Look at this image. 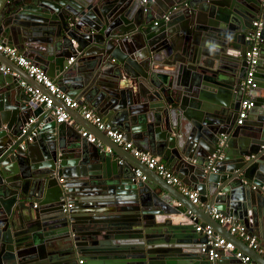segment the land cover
<instances>
[{
    "label": "water",
    "instance_id": "obj_1",
    "mask_svg": "<svg viewBox=\"0 0 264 264\" xmlns=\"http://www.w3.org/2000/svg\"><path fill=\"white\" fill-rule=\"evenodd\" d=\"M149 1L162 10L152 14ZM258 19L256 85L245 92L246 37ZM27 27L45 28V47ZM0 29L2 43L27 40L60 90L84 97L126 139L144 138L199 195L192 202L86 119L95 142L56 122L54 106L75 109L0 52L10 70L0 72V264H210L199 222L264 264L211 216L215 207L264 241V0H0ZM248 92L254 104L237 124Z\"/></svg>",
    "mask_w": 264,
    "mask_h": 264
},
{
    "label": "built area",
    "instance_id": "obj_2",
    "mask_svg": "<svg viewBox=\"0 0 264 264\" xmlns=\"http://www.w3.org/2000/svg\"><path fill=\"white\" fill-rule=\"evenodd\" d=\"M168 16L164 15V19H167ZM262 22L261 20H254L252 22V27L248 33L246 39H249L251 43L246 48L244 52V58L247 64L245 76L241 81V87L245 92L250 88L255 87V78L254 74L259 60L260 55V46H261V35ZM0 52L14 61L17 65L22 67L26 73L33 77L36 82L41 83L45 86L52 94L57 98H60L64 104L72 109L78 110L84 119L93 124L98 130H101L107 135L113 142L117 145L122 146L124 149L128 150L133 156H135L141 163H144L149 169L154 170L159 176H161L168 184H171L177 187L184 195H186L192 202L198 203L199 195L198 193L185 185L181 178L170 168H168L163 162L159 161L155 156L149 152L140 150L135 146L131 140H127L124 137V133L118 129H114L110 124L93 113L85 105L81 104L78 100L71 98L66 95L62 90H60L55 82H53L49 77H47L44 71L39 68L37 65L33 64L22 52H20L15 46H8L3 44L0 41ZM73 60V57L69 58V62ZM0 72L9 73V68L0 62ZM22 86L30 92V94L39 101H44L46 107L52 106V100L44 93L40 92L37 88L32 87L27 84L25 81H21ZM247 90V91H246ZM246 95V94H245ZM254 101L247 96L241 100L240 110L236 120L237 124H241L245 117L247 116L248 110L253 106ZM52 114L55 117L56 122H73L70 114L64 110L61 106H54ZM80 134L85 137L89 142H95L96 137L93 133L87 131L86 129L80 128ZM220 158V157H219ZM137 174L144 178V175L137 170ZM211 216L218 221L221 225H227L229 231L234 234H238L242 240H245L249 247L259 250V244L257 237L253 234L246 233L243 226L238 223H234L230 217L223 215L218 212L215 207L211 209ZM197 232H203L206 236V241L202 244V250L208 247L207 256L210 260V264H216V258L219 255V252L222 250L224 252L233 251L234 244L232 241L227 240L225 237L219 233L214 232V229L206 224L201 225L197 224L195 226ZM234 255L245 264H256L248 254L243 253L240 250H236Z\"/></svg>",
    "mask_w": 264,
    "mask_h": 264
},
{
    "label": "crops",
    "instance_id": "obj_3",
    "mask_svg": "<svg viewBox=\"0 0 264 264\" xmlns=\"http://www.w3.org/2000/svg\"><path fill=\"white\" fill-rule=\"evenodd\" d=\"M142 1H145V0H142ZM148 4V6L150 5V1L147 3ZM150 7V6H149ZM156 8V9H155ZM150 9V12L152 13V14H154V15H156V11H159L160 9L162 10V5H160L159 3L156 5V7H150L149 8ZM169 14H170V12L169 13H165V15H167V16H169ZM163 17H164V15H163ZM165 20H167V19H165ZM16 26H18V28H20V27H22V26H19V25H16ZM2 31V29H0V32ZM24 31H28L29 33H31V34H34V30H30V28H25L24 29ZM35 36H33L34 38H35V40H37L36 42H34V43H32L34 46H38V47H40V48H43V47H45L46 45H45V43H46V41L47 40H49V38H51V35H49L48 33H46L45 32V28H38V30L35 32V34H34ZM0 41H1V37H0ZM2 42V41H1ZM26 43H29L27 40H25V41H22V40H13V39H11V40H8V42L5 44V43H3V44H5V45H8V46H15L20 52H22L27 58H29L31 61H32V63H33V59H31V57H29L28 56V49H27V47H25L24 46V44H26ZM236 54H238V53H236ZM75 59V58H74ZM33 64H35V63H33ZM36 65V64H35ZM44 71V73H45V70H43ZM45 75H46V73H45ZM47 76V75H46ZM47 77H49V76H47ZM53 82H56L55 81V78H51V77H49ZM20 85L22 86V84L20 83ZM23 88H24V86H22ZM25 89V88H24ZM25 91L27 92V90L25 89ZM67 92H69L68 91V89H65L64 90V93L66 94V95H68V96H70ZM250 92V91H249ZM249 92L245 95V96H247V97H250L249 96ZM71 97V96H70ZM71 98H73V99H75V100H78L81 104H83V105H85L88 109H90L93 113H95V110H94V108H93V106L90 104V102L89 101H87L84 97H71ZM69 113H71V115H72V119H73V122H71V123H67V125H73L74 126V128H83L84 129V127H88L89 128V126L91 125L90 124V122H89V124L86 122V120L82 117V114L78 111V110H75V111H72L71 110V112H69ZM96 114V113H95ZM97 115V114H96ZM97 116H99V115H97ZM100 118H102L101 116H99ZM103 119V118H102ZM103 120H105V121H107L106 119H103ZM108 122V121H107ZM91 129V128H90ZM119 130V129H118ZM91 131H93V130H91ZM120 131H122V130H120ZM79 133H80V129H79V131H78ZM123 132V131H122ZM95 133V132H94ZM81 135V134H80ZM81 139H83V140H85V141H87L86 139H85V137H83L82 135H81ZM127 140H131L134 144H135V146L137 147V148H139L140 150H142V151H145V152H149V151H147L146 149H145V147H144V141H145V139L144 138H142V139H134V138H132V139H127ZM97 145H99L100 147H102L103 149H105V146L101 143V142H98V144ZM150 153V152H149ZM129 157H131L130 155H128ZM154 156V155H153ZM222 156V155H221ZM115 158L116 159H118V161L119 162H124V159L123 158H121V157H119V156H115ZM131 159H133L134 160V158L133 157H131ZM164 163V162H163ZM165 164V163H164ZM169 168V167H168ZM171 170H172V168H170ZM152 175H154L153 173H152ZM136 176L138 177V178H142L140 175H138L137 174V171H136ZM156 178H157V176L156 175H154ZM186 185V184H185ZM188 186V185H187ZM188 187H190V186H188ZM191 189H193L192 187H190ZM194 190V189H193ZM196 191V190H195ZM197 192V191H196ZM250 212V211H249ZM223 214V213H222ZM225 215V214H224ZM226 216H228V217H230L231 218V216H229V215H226ZM231 220L234 222V223H238V224H240L241 226H243L244 227V229H245V231H246V233H248V234H253V235H255L256 237H257V241H258V244H259V250H257L261 255H263L264 256V241H262L261 239H260V237H259V235H257L256 233H254V231H250L244 224H242V223H240L239 222V220H237V219H233V218H231ZM198 224H200V222L198 223ZM221 226H223V227H225V228H228L229 229V227L227 226V225H221ZM195 231V230H194ZM214 232H216V233H219L220 235H222L223 237L225 236V232L223 231V228H220V230L219 231H216V230H214ZM236 235V234H235ZM238 238H240V236L237 234L236 235ZM202 237V236H201ZM241 239V238H240ZM242 240V239H241ZM206 240H204L203 239V241H202V244H204V242H205ZM231 241V240H230ZM242 241H244L245 242V240H242ZM246 243V242H245ZM202 246V245H201ZM236 250H238V249H235V246H234V250L232 251V252H235ZM231 253H230V251H228V252H224V256L222 255L221 257L222 258H224L225 260H224V263L223 264H232L231 263V261L229 260V258L231 257ZM236 257V256H235ZM217 264V263H216Z\"/></svg>",
    "mask_w": 264,
    "mask_h": 264
},
{
    "label": "flooded vegetation",
    "instance_id": "obj_4",
    "mask_svg": "<svg viewBox=\"0 0 264 264\" xmlns=\"http://www.w3.org/2000/svg\"><path fill=\"white\" fill-rule=\"evenodd\" d=\"M260 54H261V52H260ZM259 58H260V55H259ZM259 61V60H258Z\"/></svg>",
    "mask_w": 264,
    "mask_h": 264
}]
</instances>
